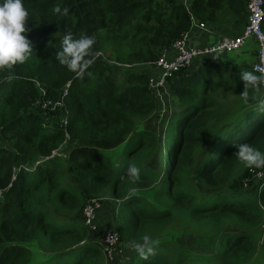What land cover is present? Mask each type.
Returning <instances> with one entry per match:
<instances>
[{
	"label": "trees",
	"instance_id": "trees-1",
	"mask_svg": "<svg viewBox=\"0 0 264 264\" xmlns=\"http://www.w3.org/2000/svg\"><path fill=\"white\" fill-rule=\"evenodd\" d=\"M23 3L34 53L10 82L0 71V264H264V169L245 167L234 146L264 153V89L241 96L251 64L220 56L178 70L162 89L163 112L148 88L149 63L189 29V12L213 25L222 11L244 26L246 0ZM69 31L96 36L91 76L56 60ZM67 81L66 110L40 109ZM130 164L140 168L136 183ZM90 198L110 210L111 259L83 223ZM144 235L158 241L148 260L131 248Z\"/></svg>",
	"mask_w": 264,
	"mask_h": 264
},
{
	"label": "clouds",
	"instance_id": "clouds-1",
	"mask_svg": "<svg viewBox=\"0 0 264 264\" xmlns=\"http://www.w3.org/2000/svg\"><path fill=\"white\" fill-rule=\"evenodd\" d=\"M69 8L54 5L52 12L55 15L68 17ZM30 16L25 8L23 0H3L0 3V71L8 70L10 74L6 79L10 82L14 79L11 70L17 64L25 63L34 53L33 42L28 38L27 33ZM97 39L95 35L81 34L79 38H74L72 32L63 35L61 50L56 54V60L61 66H65L77 78H84L85 74L91 76L89 69L101 56V52L95 50ZM219 51L211 57L218 60ZM240 80L243 82V92L241 96L247 102L249 89L259 92L264 86V70L260 74L255 71H241ZM259 105L264 110V99ZM237 158L249 169H264V153L252 147L249 143L234 145ZM127 178L132 182H138L140 168L130 164L126 170ZM124 179V177H121ZM134 191V190H133ZM158 241L150 236L144 235L141 241H132L131 248L138 254L140 259L148 260L150 256L156 254Z\"/></svg>",
	"mask_w": 264,
	"mask_h": 264
},
{
	"label": "built area",
	"instance_id": "built-area-1",
	"mask_svg": "<svg viewBox=\"0 0 264 264\" xmlns=\"http://www.w3.org/2000/svg\"><path fill=\"white\" fill-rule=\"evenodd\" d=\"M185 7L189 8V0H178ZM246 24L240 35L234 37H224L214 44L198 45L193 44L192 34L195 28L205 29L204 23L198 21L195 16L189 12L190 26L189 29L183 31L178 38L170 45V47L162 49L157 59L150 62L151 73L148 78V88L152 95L161 103V112L165 110V91H162L166 85L167 78L180 69L191 66L195 61L203 62H215L211 56L216 55L219 51V56L234 52L242 47L245 42L252 38L256 43L255 60L251 63L252 71H255L257 75L260 74V70H264V30L262 23L264 21V0H246ZM71 85V81H67L60 91L57 99H45L38 105L42 110H57L65 107V98L68 95V91ZM264 89V86H261ZM61 126L66 127L67 118L63 117L61 120ZM65 137H68V133L65 130ZM56 151H53L55 153ZM100 199L90 198L85 201L82 209L83 223L89 229L90 232L96 231L95 215L101 208ZM98 232V231H96ZM95 232V233H96ZM101 244L105 255L108 258H112L113 254L118 251V234L116 231L109 229L102 233Z\"/></svg>",
	"mask_w": 264,
	"mask_h": 264
},
{
	"label": "crops",
	"instance_id": "crops-1",
	"mask_svg": "<svg viewBox=\"0 0 264 264\" xmlns=\"http://www.w3.org/2000/svg\"><path fill=\"white\" fill-rule=\"evenodd\" d=\"M223 13L222 11L219 12V21L214 22L213 25L206 24L205 29H197L195 28L192 34V44H214L216 41L224 38V37H234L232 34L238 32L241 29H244L243 24H237L234 21V18H231L229 14H221ZM196 18V17H195ZM246 20V19H245ZM241 34V33H240ZM238 34V35H240ZM237 36V35H236ZM255 49H249L247 41L245 44L234 51L233 53L230 54H224L222 55L223 58H228V59H235V61L240 62V63H252L255 60ZM244 53V57L242 54ZM199 61H195V65H197Z\"/></svg>",
	"mask_w": 264,
	"mask_h": 264
},
{
	"label": "rangeland",
	"instance_id": "rangeland-1",
	"mask_svg": "<svg viewBox=\"0 0 264 264\" xmlns=\"http://www.w3.org/2000/svg\"><path fill=\"white\" fill-rule=\"evenodd\" d=\"M247 44H248V47H249V49H254V48H256V43H255V41L252 39V38H250V39H248L247 40ZM230 53H233V52H230ZM230 53H226L227 55L228 54H230ZM244 57H247V56H245L244 55V53L242 54ZM159 103V102H158ZM160 104V107H159V109H160V111H161V103H159ZM159 111V112H160ZM163 115L164 114H162L161 113V117H160V124H163L164 123V119H163ZM165 128V127H164ZM163 128V132L162 133H164V131H165V129ZM163 144H164V139L161 137V139H160V148H161V151L160 152H157L156 151V153H155V157H154V165L156 166V163L158 162V160H157V158H159L160 157V155H162L163 156V150H165V148L163 149ZM125 146V144L123 145V146H120V147H118L117 149H115V151L114 152H110V154H112V155H115L117 152H119V151H122V149H123V147ZM60 148H61V146H60ZM60 148H58V149H56V151L57 152H59V149ZM158 164H159V162L157 163V166H158ZM100 199V202L102 201V198H99ZM109 208L108 207H104V206H102V204H101V208H100V210H98L97 212H96V215H95V221H96V231H98V232H96V231H94L93 233H98L99 234V242L101 241V237H102V233L103 232H105L106 230H109V221H110V213H109ZM101 228H103V230L101 231ZM186 237H188V236H186ZM177 238H179L180 239V242H185V241H187V239L185 238V235H184V233H182L181 235H179ZM189 238V237H188ZM97 241H98V239H97ZM101 243V242H100ZM106 263H108V262H106Z\"/></svg>",
	"mask_w": 264,
	"mask_h": 264
},
{
	"label": "water",
	"instance_id": "water-1",
	"mask_svg": "<svg viewBox=\"0 0 264 264\" xmlns=\"http://www.w3.org/2000/svg\"><path fill=\"white\" fill-rule=\"evenodd\" d=\"M193 44L192 43H190V46H192Z\"/></svg>",
	"mask_w": 264,
	"mask_h": 264
}]
</instances>
